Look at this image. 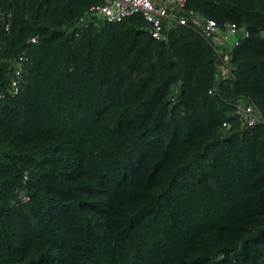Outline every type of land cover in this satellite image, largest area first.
<instances>
[{
    "label": "trees",
    "instance_id": "obj_1",
    "mask_svg": "<svg viewBox=\"0 0 264 264\" xmlns=\"http://www.w3.org/2000/svg\"><path fill=\"white\" fill-rule=\"evenodd\" d=\"M104 1L0 0V264H264V122L235 113L264 119V0H187L165 39Z\"/></svg>",
    "mask_w": 264,
    "mask_h": 264
},
{
    "label": "built area",
    "instance_id": "obj_2",
    "mask_svg": "<svg viewBox=\"0 0 264 264\" xmlns=\"http://www.w3.org/2000/svg\"><path fill=\"white\" fill-rule=\"evenodd\" d=\"M187 0H105L104 2L92 5L89 10L94 15L102 16L107 21L118 22L134 14H141L150 23L149 31L156 39H165V29L173 23L188 24L189 17L184 14ZM5 14L0 9V21L4 23V28L8 31L10 24L4 19ZM82 20V17L80 18ZM167 20L169 26H165ZM193 22L199 26L202 35L215 41H221L228 45L238 44L237 33L240 29L235 22L226 24L225 29L217 21L211 18L196 19ZM246 34L248 32L246 31ZM36 38L32 37V41ZM24 56L20 55L16 59L14 76L11 80L10 91L17 94L20 91L21 78L24 72ZM226 70V68H223ZM235 113L238 116L243 128L254 127L258 122H264L259 108L254 102L240 99L235 105ZM223 126H228V122H223ZM24 201L29 200V196L22 194Z\"/></svg>",
    "mask_w": 264,
    "mask_h": 264
}]
</instances>
